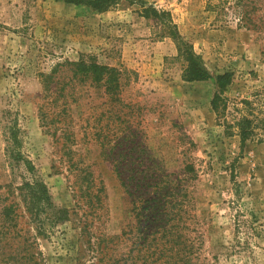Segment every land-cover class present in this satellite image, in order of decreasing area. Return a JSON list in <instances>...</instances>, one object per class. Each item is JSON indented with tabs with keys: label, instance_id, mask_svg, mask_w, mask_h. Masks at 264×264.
<instances>
[{
	"label": "rangeland",
	"instance_id": "1",
	"mask_svg": "<svg viewBox=\"0 0 264 264\" xmlns=\"http://www.w3.org/2000/svg\"><path fill=\"white\" fill-rule=\"evenodd\" d=\"M147 1L211 79H183L176 41L137 4L0 0V264H264V0ZM241 116L257 125L244 146L228 128ZM15 122L54 206L36 221L19 190L32 177L6 153Z\"/></svg>",
	"mask_w": 264,
	"mask_h": 264
},
{
	"label": "trees",
	"instance_id": "2",
	"mask_svg": "<svg viewBox=\"0 0 264 264\" xmlns=\"http://www.w3.org/2000/svg\"><path fill=\"white\" fill-rule=\"evenodd\" d=\"M63 1L73 5H83L98 13L107 12L116 7L121 1H127L131 5L137 4L141 8V15L147 20L153 21L169 35L177 43L179 57L185 63L183 79L187 82H202L212 78L210 73L205 68L201 56L197 55L193 46L186 42L178 32L177 26L174 24L172 16L167 11L158 10L153 4L145 0H56ZM77 69V73L82 75L84 79H91L94 83H101L105 80L107 91L113 90L116 87L117 71L96 63L87 64L83 60L77 63H71ZM213 78L216 80V91L212 99V108L219 118L224 117L228 108V98L225 93L233 84V74L224 73L216 75ZM16 122L10 127L8 136L7 156L16 164H22L26 171L31 175V181H24L19 188L21 197L26 203V210L32 215V220L36 221L41 214L46 213L50 209H54L51 201L49 190L45 183L39 179L36 174L34 164L22 153V141L19 136L20 130L16 126ZM230 130L236 128L237 135L240 138L241 145L244 146L255 136L256 124L253 119L246 116H241L235 119L234 123L228 125ZM264 127V126H263ZM227 128V129H228ZM230 136L234 135L231 131ZM5 217H10L14 212L13 206L4 208ZM38 223V221H37ZM173 251H171L172 254ZM179 250L175 253L178 254ZM156 255V254H155ZM174 254L170 259L174 258ZM184 259V257H182ZM182 259V260H183ZM176 264V263H175Z\"/></svg>",
	"mask_w": 264,
	"mask_h": 264
}]
</instances>
